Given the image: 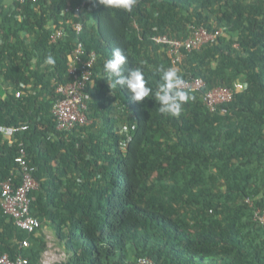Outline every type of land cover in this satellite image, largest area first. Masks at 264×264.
<instances>
[{"label": "trees", "instance_id": "trees-1", "mask_svg": "<svg viewBox=\"0 0 264 264\" xmlns=\"http://www.w3.org/2000/svg\"><path fill=\"white\" fill-rule=\"evenodd\" d=\"M72 4L0 0V127L17 130L11 141L0 131V258L43 264L49 232L60 264H264V0H137L130 12L86 0L78 19ZM78 20L82 37L69 30L54 42L58 26ZM190 24L226 35L177 62L158 39H182ZM78 41L81 60L99 55L84 92L88 124L58 131L57 87L75 80ZM117 47L125 71L139 68L153 90L170 67L206 87L187 91L177 117L154 96L132 102L104 80ZM49 54L55 65L44 63ZM218 87L234 99L213 113L205 94ZM22 150L40 185L30 194L34 233L1 207V183L22 184Z\"/></svg>", "mask_w": 264, "mask_h": 264}, {"label": "built area", "instance_id": "built-area-1", "mask_svg": "<svg viewBox=\"0 0 264 264\" xmlns=\"http://www.w3.org/2000/svg\"><path fill=\"white\" fill-rule=\"evenodd\" d=\"M27 0H18L20 3H25ZM37 2L39 0H31ZM77 31H82V25H77ZM191 35L189 40H169L167 37L163 38V42L168 43L171 53L176 56V61L180 62L182 59V48L186 47L188 50L200 49L201 47L213 42L217 36L222 34V31H216L215 34L210 33L204 27H196L190 25ZM63 34L60 31L53 36L54 42L58 37ZM2 40L0 38V45ZM84 54L83 45L80 44L76 50V56L70 57V70L69 72L75 76L73 83L67 86L57 87V94L62 98L55 104L54 115L57 118V130L68 131L77 130L88 124V119L85 114L87 109L85 105V91L86 85L91 81L92 71L91 68L96 60L94 55L91 60L82 65L80 57ZM184 89L191 91H201L206 87V82L203 79L188 77L185 80ZM19 96V95H18ZM234 91L228 87H218L205 95V105L211 112L224 111L221 107L225 104L233 102ZM26 130V128H23ZM1 133L8 140H12L15 136L16 129L12 127H0ZM16 163L19 164L22 171V184L15 186L12 179L2 182V198L1 207L4 213L16 220L19 228L25 231L33 232L38 226V220L31 215V199L30 194L38 190L39 183L35 177L36 169L29 165L25 151L16 158ZM257 219L264 225V211H257ZM24 247L29 246L28 241L23 243ZM0 264H13L7 255L0 258ZM17 264H28L25 259H19ZM138 264H154L153 261L143 258L140 259Z\"/></svg>", "mask_w": 264, "mask_h": 264}, {"label": "clouds", "instance_id": "clouds-1", "mask_svg": "<svg viewBox=\"0 0 264 264\" xmlns=\"http://www.w3.org/2000/svg\"><path fill=\"white\" fill-rule=\"evenodd\" d=\"M28 1L34 5V4L42 3L44 1H51V0H39L37 2L27 0L23 4L20 2L19 3L21 5H25ZM68 2H72L73 4L67 8V12L74 11V14L77 17V19L82 17L83 12H84L83 9L86 5V0H68ZM75 2H78V4L75 5ZM97 2L101 5H103L106 9L116 8V9H123V10L130 12L132 10L133 6L136 4L137 0H97ZM67 24H68V28H66L64 25L58 26L57 30H55L54 35L58 34L60 31H62L63 32L62 36L58 37V38H62L64 41L68 36V31L72 30L74 32V34L77 36V38L82 37V35L84 34V31H85L84 22L78 20L76 22H72L71 25L68 22H67ZM79 24L82 25V31L80 33H78L77 28H76L77 25H79ZM51 25H52V23H51ZM190 25H193V24H190ZM190 25L188 26V30L190 31V33H188V35L186 37H183L182 39H176V40H179V41L189 40L190 35H191V30L189 28ZM193 26L198 27L197 25H193ZM217 31H222V34L220 35V37L226 35V29H218ZM209 32L215 34L216 31L215 32L209 31ZM217 37H219V36H217ZM217 37H216V39H217ZM163 38L164 37H161L158 40L163 42ZM167 39H169V38L167 37ZM169 40L171 41L173 39H169ZM77 43L78 44H77L76 48L74 49L73 53L70 55V57L76 56V50L78 49L80 44L83 45L84 54L82 56L85 55L84 43L82 41H78ZM163 43H165V42H163ZM203 47H201V48H203ZM200 49L188 50L186 47H183L181 54L184 57L183 53L185 54L187 52H191L194 50H200ZM94 55H96V60L93 63V66L91 68L92 74L94 72V67H95V64L97 62L99 55L96 52H93V53H91V55L88 58L80 60L81 61L80 64L85 65L91 60V58ZM70 57H69V60H70ZM80 59H81V57H80ZM127 59L128 58H127L123 49H121L119 47L114 48L112 51L111 57L104 64V75H105L104 80H106L108 82L111 89L116 88L117 86H119L120 89L121 88L127 89L131 94L130 98H131L132 102L143 104L144 101L146 99H149L150 96H154L155 101L158 102L160 105V108H159L160 113L167 115V116H170V117H177L181 114L183 105L188 103L190 100L193 99V97H191V95L187 91L197 92V91H191V90L184 89V85H185L184 80L188 77H192V78H195V77L188 75L186 78H182V76L178 73V70L175 67H170L166 70L164 68H160L158 70L161 73L160 82H159L157 88L155 90H153V88L148 86V82L145 79V75L139 68H130L127 71H125L124 66L127 63ZM55 62H56L55 58L51 54H49L45 58V61H44V63L46 65H55ZM208 92H210V91H207V93ZM18 95H19L18 97L21 96L20 94H18ZM22 130H24V129L22 128ZM39 188H40V185H39ZM39 188H38V190H39ZM35 191H37V190H35ZM38 226H39V221H38ZM37 228L38 227H36L33 232H29V231H26V232L27 233H34ZM139 260H138V262H139ZM138 262H137V264H138Z\"/></svg>", "mask_w": 264, "mask_h": 264}, {"label": "rangeland", "instance_id": "rangeland-1", "mask_svg": "<svg viewBox=\"0 0 264 264\" xmlns=\"http://www.w3.org/2000/svg\"><path fill=\"white\" fill-rule=\"evenodd\" d=\"M49 250L45 253L43 264H60L64 261V253L56 244V239L53 234L48 232Z\"/></svg>", "mask_w": 264, "mask_h": 264}, {"label": "crops", "instance_id": "crops-1", "mask_svg": "<svg viewBox=\"0 0 264 264\" xmlns=\"http://www.w3.org/2000/svg\"><path fill=\"white\" fill-rule=\"evenodd\" d=\"M237 86H238L239 88H241V87L243 88V87H244V84H243V82H238V83H237Z\"/></svg>", "mask_w": 264, "mask_h": 264}]
</instances>
